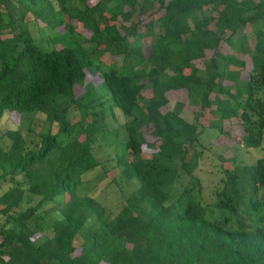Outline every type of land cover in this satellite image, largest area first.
Segmentation results:
<instances>
[{
	"label": "trees",
	"instance_id": "1",
	"mask_svg": "<svg viewBox=\"0 0 264 264\" xmlns=\"http://www.w3.org/2000/svg\"><path fill=\"white\" fill-rule=\"evenodd\" d=\"M19 1L45 20L57 11L52 0ZM127 1L124 10L106 11L100 0L81 11L78 20L91 31L90 42L107 49L125 43L119 53L152 66L136 68L125 61L101 68L89 60L100 78L101 86L95 87L86 84L90 70L76 49L38 45L28 32L17 31L25 16L14 13V0H0V119L7 111L18 116L43 112L59 125L57 133L34 142L38 149L21 129L6 131L12 142L0 146V184L9 182L0 195V264H264V157L227 168L214 203L202 200L203 186L195 175L203 155L198 149L202 130L191 122L175 129L176 112L161 109L168 94L179 90L201 98L215 117L222 105L231 104L220 122L235 117L245 146L263 145L264 0ZM137 12L140 18L148 16L122 32L119 18L130 21ZM248 27L255 33L253 47ZM195 59L206 60L203 70L195 68ZM78 84H86L80 97ZM149 88L152 103L144 114L140 99ZM109 99L131 120L128 137L109 142L115 162L106 167L94 152L92 129L99 113L107 115ZM72 105L81 110L80 123L91 109L94 118L89 129L83 124L80 130L84 139L62 144L61 136L77 131ZM150 124L160 140L154 149L146 146L142 130ZM146 149L152 151L148 157L143 156ZM113 168L119 174L112 179L122 181L124 190L136 185L116 210L104 196L90 194ZM27 194L41 198L21 210ZM51 212L57 218L49 217Z\"/></svg>",
	"mask_w": 264,
	"mask_h": 264
},
{
	"label": "rangeland",
	"instance_id": "2",
	"mask_svg": "<svg viewBox=\"0 0 264 264\" xmlns=\"http://www.w3.org/2000/svg\"><path fill=\"white\" fill-rule=\"evenodd\" d=\"M54 6L57 8V11L50 14L48 18L45 20L43 16L35 14L32 8L26 7L24 2L19 0H14L16 9H14L15 14H24L25 18L18 21L17 31L25 30L28 32L36 41V43L42 47H45L48 50H51L55 47L68 46L76 49V51L80 54V57L83 61V64L87 67L89 71V76L86 79V84L92 83L95 87H99L100 78L98 77V73L96 74L94 70L90 69L89 60H92L94 63L102 64L100 67L103 68L106 65L117 64L121 66L125 61L134 64L136 68L145 67L149 69L152 64L149 61H143L142 64H139L140 61L137 56L134 54H125L119 53L118 49H123L125 43L113 44L109 45L108 49L105 44L99 46V42H90L88 39L90 38L91 31L86 29L82 23L78 20V17L81 11H85L86 8H90L97 4L100 0H52ZM103 2L102 8L103 10H124L129 6L127 0H101ZM62 7V10L60 9ZM60 9V10H59ZM148 14V13H147ZM145 14L140 18V13L137 12L131 18L130 21L122 20L119 18L118 25L120 29L125 28L126 31L130 28V26L136 24L137 19H146L148 16ZM108 16H110L108 14ZM63 20V25H60V21ZM47 25V23H50ZM110 24L115 23L113 21L109 22ZM106 24V21H103L101 24L102 27ZM213 24V22H212ZM56 25H58L56 27ZM246 35L248 39V43L251 47L254 46L256 42L255 33L251 27H248L246 30ZM191 39L192 36L187 37ZM132 40L128 41V45H132ZM99 47V48H98ZM223 49H228L226 44H222ZM104 49H107L103 51ZM149 46L144 47V51H149ZM211 52H208L206 60L210 57ZM245 58L249 61V57L245 55ZM205 59H195L193 62L195 64V68H203L205 67ZM99 67V66H97ZM236 68L237 67H232ZM251 68V65L249 69ZM190 69H186V72H189ZM96 74V75H95ZM248 75L247 70L244 71V77ZM86 84L81 85L78 84L76 96L80 97L86 92ZM80 85V86H79ZM103 89L106 92V88ZM100 91L102 88L100 87ZM153 92L149 88L145 91L144 96L140 99V105L143 108L144 114L148 113V106L152 103ZM109 96L102 98V100L108 99ZM214 99L215 94L211 95ZM217 98V97H216ZM70 100V98H68ZM97 102V101H96ZM94 103V102H93ZM112 101L107 100L105 106H111ZM223 104L225 102L223 101ZM215 107V105L213 106ZM232 108L230 104L228 107H224L222 105L216 117L209 107L204 108L202 106L201 98L198 97H190L186 90H179L176 92H170L168 94V103L165 104L161 109L163 113L168 111L176 112V119L173 121L174 128L179 130L180 126L184 124V122L194 123L196 126L198 125L199 130H202L200 133V144H198V149L203 150V155L199 157V167L195 170V175L201 180L203 186V197L202 200L209 201L210 203H214L213 198L214 194L217 190H221L224 187L223 178L226 177V169L234 168V164L239 165H251L256 162V160L260 157H264V142L261 147H246L243 142V135L245 134L242 126L237 124L235 117H228L226 120L221 121L218 119L221 116L225 109L228 111ZM177 110V111H176ZM92 112L95 110L91 109ZM88 115L86 119L81 122L82 114L81 110L76 106L72 105L70 110L71 119L74 122L79 121L76 124L75 133L71 136H61V143L66 144L71 139L78 137L79 140L85 138V132L81 129L83 124L85 127L89 129V124H92L94 115ZM197 117H199V121H197ZM131 120L130 116H127L125 113L121 111L119 107H108L107 115L104 117L100 113L97 116L96 127L92 129L93 136V146L94 152L96 156L105 161L106 167H111L115 162L113 159L115 158V150L112 149V142L116 139L126 138L128 137V132L126 130L127 123ZM21 129L24 135L33 139L30 143L31 147L38 149L36 143L42 140L43 134H47L49 132L57 133L59 130V125L54 123L49 115L43 112H25L22 116L12 115L9 111L0 119V146L4 148H8L12 142L11 138L7 135L6 131L13 129ZM31 128V129H30ZM97 129V130H96ZM143 133L145 137L146 146L151 148H157L160 140L156 138L153 133L154 127L152 124L145 125L143 128ZM80 132V133H79ZM71 138V139H70ZM111 142V143H109ZM111 144V145H110ZM144 151L143 156L148 157L152 153ZM195 151H190V157L193 155ZM131 155H128L130 158ZM110 159L111 161H108ZM99 170L96 171L98 173ZM105 174V173H104ZM119 169L113 168L107 173L106 178L97 184V186L90 192L93 196H104L106 204H112L111 209L116 210L120 207L122 200L132 192L134 186H129L127 190H124V183L117 181H113V177L115 175L118 176ZM18 178H22V175H19ZM120 179V177H118ZM117 179V180H118ZM184 180L187 181L188 177L185 176ZM98 182V181H97ZM9 182L4 180L2 184H0V195L7 189ZM120 196V197H117ZM260 197L264 200V189L261 191ZM40 196L27 194L25 198V202L21 206V210H26L30 206L36 205ZM199 198V197H198ZM55 205H51L50 207H54ZM57 218V212H51L49 217ZM4 218L0 217V226L3 224ZM49 222V221H48ZM50 233V231H47ZM51 234V233H50ZM1 240V238H0Z\"/></svg>",
	"mask_w": 264,
	"mask_h": 264
}]
</instances>
